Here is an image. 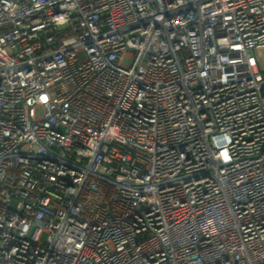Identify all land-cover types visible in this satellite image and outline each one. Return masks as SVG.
Masks as SVG:
<instances>
[{"label": "built area", "instance_id": "2783aa9c", "mask_svg": "<svg viewBox=\"0 0 264 264\" xmlns=\"http://www.w3.org/2000/svg\"><path fill=\"white\" fill-rule=\"evenodd\" d=\"M264 0H0V264H264Z\"/></svg>", "mask_w": 264, "mask_h": 264}, {"label": "rangeland", "instance_id": "374dc122", "mask_svg": "<svg viewBox=\"0 0 264 264\" xmlns=\"http://www.w3.org/2000/svg\"><path fill=\"white\" fill-rule=\"evenodd\" d=\"M256 52L258 53V57H259V66L260 69L264 75V47L257 49Z\"/></svg>", "mask_w": 264, "mask_h": 264}]
</instances>
